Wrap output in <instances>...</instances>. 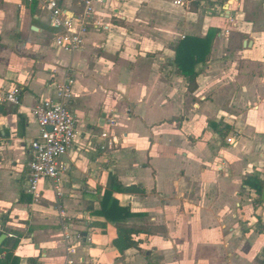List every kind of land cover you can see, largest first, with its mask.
Returning <instances> with one entry per match:
<instances>
[{
  "label": "crops",
  "instance_id": "obj_1",
  "mask_svg": "<svg viewBox=\"0 0 264 264\" xmlns=\"http://www.w3.org/2000/svg\"><path fill=\"white\" fill-rule=\"evenodd\" d=\"M86 2L90 30L67 53L37 0H0V88L21 91L18 106L0 105V236L19 240L18 264H264V0H58L74 16ZM208 30L190 91L174 49ZM64 81L75 144L57 189L45 179L34 198L33 110ZM112 175L143 192L113 195L126 224L156 231L123 253L93 214ZM251 175L260 194L243 185Z\"/></svg>",
  "mask_w": 264,
  "mask_h": 264
},
{
  "label": "built area",
  "instance_id": "obj_2",
  "mask_svg": "<svg viewBox=\"0 0 264 264\" xmlns=\"http://www.w3.org/2000/svg\"><path fill=\"white\" fill-rule=\"evenodd\" d=\"M48 15L50 26L55 31L53 46L57 50L67 53L79 51L89 32V18L93 13L90 2H86L82 15L74 16L63 10L58 0H37ZM102 3L104 0H97ZM192 0H171L178 7H188ZM98 24H93L97 29ZM52 95L38 101L33 110L39 133L29 145V161L27 164L26 192L34 198L39 197L40 184L47 179L54 188L61 180L64 167L60 160L75 144L76 117L68 108V99L71 97V82L54 83ZM21 102V91L18 87L8 90L0 88V105L9 104L18 106ZM103 139L107 138L102 133ZM226 143L233 145V138H227ZM104 147L101 146V150Z\"/></svg>",
  "mask_w": 264,
  "mask_h": 264
},
{
  "label": "trees",
  "instance_id": "obj_3",
  "mask_svg": "<svg viewBox=\"0 0 264 264\" xmlns=\"http://www.w3.org/2000/svg\"><path fill=\"white\" fill-rule=\"evenodd\" d=\"M217 30H208L204 38L185 37L177 43L174 53V64L183 73L188 81V90H192L195 85V67L200 63L208 61ZM243 185L261 192V181L257 175L247 176ZM140 194L143 193L138 187H124L115 176H110L107 189L103 193L100 203V210L93 214L104 218L107 222L114 224L116 238L113 246L119 253L131 248H138V243L132 239L133 235H151L156 231L151 226L134 227L128 226L126 221L133 217L129 208H122L118 201L113 197L114 194ZM19 244V240L8 238L0 245V264H18L19 259L14 252Z\"/></svg>",
  "mask_w": 264,
  "mask_h": 264
},
{
  "label": "water",
  "instance_id": "obj_4",
  "mask_svg": "<svg viewBox=\"0 0 264 264\" xmlns=\"http://www.w3.org/2000/svg\"><path fill=\"white\" fill-rule=\"evenodd\" d=\"M262 201L264 202V189L262 192ZM6 236L5 235H1L0 236V245L2 244V242L5 240Z\"/></svg>",
  "mask_w": 264,
  "mask_h": 264
}]
</instances>
